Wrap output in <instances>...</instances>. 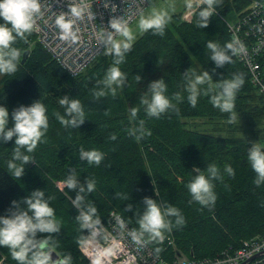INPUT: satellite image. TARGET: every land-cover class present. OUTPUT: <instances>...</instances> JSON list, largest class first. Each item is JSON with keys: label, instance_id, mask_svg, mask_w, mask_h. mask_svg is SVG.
Here are the masks:
<instances>
[{"label": "trees", "instance_id": "obj_1", "mask_svg": "<svg viewBox=\"0 0 264 264\" xmlns=\"http://www.w3.org/2000/svg\"><path fill=\"white\" fill-rule=\"evenodd\" d=\"M254 1L222 0L204 29L198 26L195 13L188 22L184 19L185 11H182L171 17L162 37L152 31L145 32L132 43L125 62L119 66L127 82L123 88L117 89L115 96L108 90L103 97L93 95L97 81L113 64L111 55L103 59V54L100 55L84 72L74 77L39 44L33 50L27 47L29 39L35 41L33 33L27 44L18 42L15 46L22 50L18 70L1 79L0 106L8 108L7 127L11 128L14 110L40 100L49 118L44 137L49 141V147L39 153L38 146L32 153L25 151L33 157L34 163L27 164L24 175L18 179L12 177L7 168L15 141H9L10 145L0 141V217L9 215L14 200L20 202L37 189L44 191L46 198H52L50 206L62 224L61 231L53 234L57 244L54 251L59 256L70 254L72 264H90L80 249L89 230H82L75 219L78 210L73 207L71 198L75 199L76 192L66 187L62 191L55 184L64 181L75 170L81 182L86 178L96 180L95 191L86 199L97 208L101 223L107 224L110 213L116 211L132 228L138 227L135 213H143L146 197L161 205L178 208L185 223L182 226L173 223L172 239L164 235L163 241L150 243L154 251L160 248L159 254L169 262L179 257L213 259L224 251L239 249L247 240L264 235V184L255 185L256 174L248 161V150L259 139L255 128L264 122V93L251 83L248 69L237 56L233 57L231 64L217 68L206 48L208 41L221 47L230 42L233 37L227 17L232 20L246 17ZM28 50L27 61L21 64L22 55ZM189 68L197 74L207 71L213 86L231 79L233 74L244 75L245 83L234 102L235 121L230 122V113L212 106L211 94L206 96L201 92L196 106L189 104L183 76ZM83 74L85 76L81 78ZM137 75L141 77L139 83ZM159 79L165 81L169 98L180 93L183 99L173 101L175 110H169L157 119L146 115L139 98L148 94L147 87L151 82ZM25 84L27 88L23 87ZM207 87V84L202 86ZM56 89L63 96L80 100L86 119L83 125L73 129L59 123L54 114L64 115L65 109L46 99ZM214 91L218 89L214 88ZM132 107L139 108L136 120L130 117ZM194 118L216 121L217 128L221 125L220 120L233 125L220 132L222 135H216L188 128L186 121ZM140 120L144 121L151 135L137 140L128 134V129L137 127ZM111 135L117 137L115 141L110 139ZM81 148L99 150L104 153V159L99 166L89 165L80 160ZM209 164L219 168L223 180L213 182L217 199L207 208L192 201L186 185L196 175L194 168L203 171ZM228 165L234 169V176L224 171ZM129 204L132 211H127ZM21 207L26 205L21 204ZM46 236L38 234L37 238ZM173 247L177 253L169 258L166 252ZM0 250L6 257L3 264H17L8 248L0 247Z\"/></svg>", "mask_w": 264, "mask_h": 264}, {"label": "clouds", "instance_id": "obj_2", "mask_svg": "<svg viewBox=\"0 0 264 264\" xmlns=\"http://www.w3.org/2000/svg\"><path fill=\"white\" fill-rule=\"evenodd\" d=\"M222 0H185V7L193 11L198 16V26L207 28L210 18L216 13V8ZM45 5L42 0H0V75H11L18 70L21 58V49L15 45L18 42L28 43V37L36 30L37 21L43 16ZM68 12L61 11L55 14V26L59 29V39L68 43H76L79 40V29L77 22L87 16L95 19L85 0H70ZM171 20L167 10H153L147 16L141 15L138 27L141 32L152 31L154 35L163 36L166 26ZM255 30L264 33V21L255 26ZM120 36L123 39L117 40ZM134 35L128 26L124 16L113 17L108 23V27L100 35V43L104 46L105 55L113 57V64L108 68L104 77L98 80L93 90L96 97L105 96V90L116 95L117 89L123 88L127 82V77L120 69V65L125 62V56L131 51ZM206 48L210 53V60L217 68L232 63L233 57L247 52L246 45L238 38L234 37L230 42L221 47L214 41H208ZM186 81V91L188 92V102L195 107L198 96L203 92L210 95V103L221 112L230 113V122L236 120L234 113L235 98L237 92L243 87L245 77L242 73L233 74L231 79H224L219 83H214L207 71L197 74L191 68L184 73ZM141 77L136 76L139 83ZM208 85L206 89L202 88ZM148 94L141 96L140 104L144 107L146 115L150 118H160L169 110H175L173 101H182L180 93L174 94L171 98L166 95L167 85L163 79L151 82L148 85ZM218 89V91H214ZM59 104L65 109L64 115L55 113L56 119L62 126L78 128L86 121L85 111L80 100L63 96L59 99ZM130 117L136 120L139 112L138 107L129 109ZM47 109L43 103L35 101L31 106H21L12 112L13 127L8 128L9 111L7 107L0 106V141L8 143L14 139L15 147L11 159L7 162V168L12 177L20 179L25 172V166L34 163L33 157L25 154L32 153L45 137L49 118ZM128 134L137 140L150 136V130L144 126V121L140 120L137 127L128 129ZM115 135L110 139L115 141ZM22 149L24 151H22ZM80 160L86 161L89 165L99 166L104 159V153L99 150L86 151L80 149ZM248 161L256 178L254 183L257 187L264 184V148L258 143L252 144L248 150ZM196 175L186 185L191 195L192 201L202 207L210 208L215 204L217 196L214 191V181H222L219 168L215 164L207 165L201 171L194 168ZM224 171L229 176H234V169L228 165ZM64 186L70 191H75V199L72 205L78 210L76 221L82 230H94L101 225L98 210L95 205L87 201L86 197L96 189V180L86 178L83 182L78 179L77 173L73 170L67 178L62 181ZM117 197L120 194H116ZM127 199V197H123ZM51 197L46 198L42 190L33 191L26 199L12 202V210L6 217H0V247L10 250L12 258L17 264H72L70 254L57 256L53 260L52 255L57 247L53 234L61 231V221L57 219L55 210L50 206ZM21 204L26 207H21ZM144 211L142 214L136 211V228H128V223L119 215L115 216L118 230L121 233L127 232L132 244L141 251L145 246L155 241H163L164 234L172 230L173 223L182 226L185 223L181 211L171 205H161L156 200L144 198ZM127 211H132L129 204ZM174 218V220H173ZM38 234H47L46 238L38 239ZM95 232L93 231V235ZM82 242V241H78ZM160 248L155 252L159 254ZM94 264H100L97 260Z\"/></svg>", "mask_w": 264, "mask_h": 264}, {"label": "built area", "instance_id": "obj_3", "mask_svg": "<svg viewBox=\"0 0 264 264\" xmlns=\"http://www.w3.org/2000/svg\"><path fill=\"white\" fill-rule=\"evenodd\" d=\"M42 2L45 5L43 16L38 19L36 30L33 32L36 42L74 77L84 72L104 53L100 35L108 27L110 19L124 16L130 26L149 5V0H85L96 18L89 19L85 16L83 20L78 21L79 40L76 43H68L59 39L55 14L68 12L70 0ZM193 14V11H189L187 17H193ZM187 17H184L185 21H189ZM262 21L264 2L255 0L251 12L246 17L227 21V25L232 37H238L247 48L246 53L236 55L237 59L248 69L251 83L264 93V33L255 30V26ZM118 37L117 35L115 38ZM116 215L122 217L115 211L111 212L107 224L101 223L97 229L89 230L88 236L81 244L80 249L90 264L97 260L100 264H264V256L252 260L256 255L264 253V235L244 242L242 247L235 251H224L213 259L179 257L169 262L157 254L150 244L137 251L127 232L121 233L118 230ZM128 228L132 227L128 224ZM3 261L4 259H0V264Z\"/></svg>", "mask_w": 264, "mask_h": 264}, {"label": "rangeland", "instance_id": "obj_4", "mask_svg": "<svg viewBox=\"0 0 264 264\" xmlns=\"http://www.w3.org/2000/svg\"><path fill=\"white\" fill-rule=\"evenodd\" d=\"M153 10H156V11H159V10H167L169 12V15L171 17L172 16H175V15H177V16L180 15V13L182 11H185L184 17L185 16L187 17L188 12L191 11V10H188L185 7V0H149V5L147 6L146 10L141 15L147 16V15L151 14L153 12ZM140 17L133 24H131L129 26V28L131 29V31H132V33L134 35V40H133L132 43H134L136 40H138L140 38V36H142L145 33V32H141L140 29H139V27H138V22H139ZM187 19L189 20L188 22H191L192 21V17H187ZM227 20L229 21V20H232V19H230V17H227ZM116 39L117 40H120V39H123V38L119 36ZM29 41H30V43H28L27 47L30 50H33L35 47H37L36 44H39V43L36 42V38H35V41H32L30 39H29ZM106 56L107 55H105V53H103V55L101 56V59H103ZM263 70H264V65H263ZM88 73H84V74L87 75ZM84 74L81 76V78L85 76ZM3 76L4 75H0V81H1V79L4 78ZM23 87L27 88V84H25ZM62 97H63V94L58 89H56L53 92V94L49 95L46 99H48L52 103H54V102L59 103V99L62 98ZM218 122H219V124H221L219 128H217L218 127V124H216V121H211V120H208V119H205V118H202V119H200V118L195 119L194 118V119L187 120L186 121V126L188 128H190V127L197 128V129H199L201 131H205L206 133H211V134H216V135H222L220 132H223L225 128H229L230 125H233V124L229 123L228 121H224V120H220ZM255 130L258 132V135H259V139L256 140L255 143H258L262 148H264V122L262 123V125L260 127L255 128ZM247 136L248 137H251V134L250 133H247ZM8 145H10V144L8 143ZM48 147H49V141L47 139L43 138L42 139V142L39 143V145H38L37 152L39 153L43 149H48ZM56 183H57V187L60 186V187H58V188H60V190L63 191V189H65V186L62 183V181L55 182V184ZM112 212H114V211H112ZM164 235L166 237L169 236L171 239L173 237V234H172L171 231L166 232ZM247 241H249V240H247ZM174 247L171 250H169L168 252H166V255L169 258H171V257L173 258L174 253H177V252H175V251H177V249L174 248ZM0 252H1L0 259H4V261L1 263V264H3L5 262V260H6V257H5V255L3 254V252L1 250H0ZM159 255H161V254H159ZM259 255L260 256L256 257L255 259H257V258H259L261 256H264V253L259 254ZM162 257H164V256H162ZM252 260H254V259H252Z\"/></svg>", "mask_w": 264, "mask_h": 264}, {"label": "water", "instance_id": "obj_5", "mask_svg": "<svg viewBox=\"0 0 264 264\" xmlns=\"http://www.w3.org/2000/svg\"><path fill=\"white\" fill-rule=\"evenodd\" d=\"M29 54H30V50L26 51V53L23 55V59L21 61V64L26 63ZM57 256H59V255L54 251V253L52 255L53 260L57 259L58 258ZM258 256H260V255L255 256L253 259H255Z\"/></svg>", "mask_w": 264, "mask_h": 264}]
</instances>
